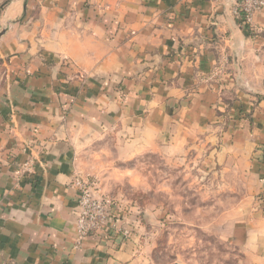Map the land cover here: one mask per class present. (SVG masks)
I'll return each instance as SVG.
<instances>
[{
	"label": "crops",
	"instance_id": "0c3cea01",
	"mask_svg": "<svg viewBox=\"0 0 264 264\" xmlns=\"http://www.w3.org/2000/svg\"><path fill=\"white\" fill-rule=\"evenodd\" d=\"M236 1L0 0V264L148 263L121 221L75 247V147L112 132L239 183L222 237L264 264V9L246 37Z\"/></svg>",
	"mask_w": 264,
	"mask_h": 264
},
{
	"label": "rangeland",
	"instance_id": "374dc122",
	"mask_svg": "<svg viewBox=\"0 0 264 264\" xmlns=\"http://www.w3.org/2000/svg\"><path fill=\"white\" fill-rule=\"evenodd\" d=\"M219 58L220 66L200 80L217 96L221 84L216 79L228 67L226 53ZM237 87L247 93L242 81ZM221 100L227 118L235 100ZM122 139L112 132L75 147L74 189L80 181L94 195L115 202L114 214L123 222L120 228L129 229L127 239L135 240L147 264H240L239 252L222 237L228 218L242 212L240 184L201 175V159L195 158L194 149L167 159L147 148L138 152L141 146L132 151ZM21 169L16 171V182L31 172Z\"/></svg>",
	"mask_w": 264,
	"mask_h": 264
},
{
	"label": "built area",
	"instance_id": "2783aa9c",
	"mask_svg": "<svg viewBox=\"0 0 264 264\" xmlns=\"http://www.w3.org/2000/svg\"><path fill=\"white\" fill-rule=\"evenodd\" d=\"M262 9H264V0H237L232 15L238 26L248 31L252 28L253 15ZM25 170H29L27 164L22 166L20 172ZM75 186L78 193L75 211V247L78 248L85 237L97 234L106 227H113V221L118 222L121 218L114 214L117 207L115 202L107 197L94 195L85 183L76 181ZM127 229L116 227L122 239L129 237L130 233Z\"/></svg>",
	"mask_w": 264,
	"mask_h": 264
},
{
	"label": "water",
	"instance_id": "95a60500",
	"mask_svg": "<svg viewBox=\"0 0 264 264\" xmlns=\"http://www.w3.org/2000/svg\"><path fill=\"white\" fill-rule=\"evenodd\" d=\"M228 6H229V2L227 3L226 8H228ZM230 24H231L232 29L236 32V34L237 35L239 34L241 36L242 35L241 31H240L239 27L236 25V23L233 20H231ZM3 33H4V31L0 32V37H1V35H3Z\"/></svg>",
	"mask_w": 264,
	"mask_h": 264
},
{
	"label": "trees",
	"instance_id": "16d2710c",
	"mask_svg": "<svg viewBox=\"0 0 264 264\" xmlns=\"http://www.w3.org/2000/svg\"><path fill=\"white\" fill-rule=\"evenodd\" d=\"M242 31L244 32V35H245L246 37L252 34V33H249L248 31H246L245 29L242 30Z\"/></svg>",
	"mask_w": 264,
	"mask_h": 264
}]
</instances>
